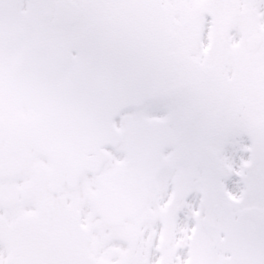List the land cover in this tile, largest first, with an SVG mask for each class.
Returning a JSON list of instances; mask_svg holds the SVG:
<instances>
[{
	"label": "snow or ice",
	"instance_id": "6c2138e0",
	"mask_svg": "<svg viewBox=\"0 0 264 264\" xmlns=\"http://www.w3.org/2000/svg\"><path fill=\"white\" fill-rule=\"evenodd\" d=\"M0 264H264V0H0Z\"/></svg>",
	"mask_w": 264,
	"mask_h": 264
}]
</instances>
